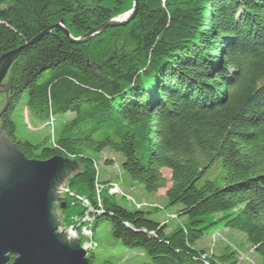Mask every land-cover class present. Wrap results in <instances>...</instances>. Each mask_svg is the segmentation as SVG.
<instances>
[{
	"label": "trees",
	"instance_id": "16d2710c",
	"mask_svg": "<svg viewBox=\"0 0 264 264\" xmlns=\"http://www.w3.org/2000/svg\"><path fill=\"white\" fill-rule=\"evenodd\" d=\"M131 7L132 0H0V56L23 46L8 72L2 132L26 158L74 159L81 169L66 186L93 204L94 155L104 149L121 154L120 169L143 191L165 188V207L181 220L174 226L100 190L93 229L105 221L142 255L101 264H218L197 242L221 228L243 233L264 264V0H137L129 23L83 43L56 28L75 39ZM21 101L32 127L60 119L51 145L17 138ZM63 200L66 225L84 208Z\"/></svg>",
	"mask_w": 264,
	"mask_h": 264
},
{
	"label": "water",
	"instance_id": "95a60500",
	"mask_svg": "<svg viewBox=\"0 0 264 264\" xmlns=\"http://www.w3.org/2000/svg\"><path fill=\"white\" fill-rule=\"evenodd\" d=\"M137 11V0L123 15L112 18L70 42L81 43L108 27L124 26ZM47 31L37 35V41ZM20 46L0 56V93L5 94L0 119L8 106V72ZM7 77L6 84H2ZM81 166L69 157L26 158L0 128V264H88L77 234L64 228L60 209L65 207L66 180ZM12 260L10 261V258Z\"/></svg>",
	"mask_w": 264,
	"mask_h": 264
},
{
	"label": "rangeland",
	"instance_id": "374dc122",
	"mask_svg": "<svg viewBox=\"0 0 264 264\" xmlns=\"http://www.w3.org/2000/svg\"><path fill=\"white\" fill-rule=\"evenodd\" d=\"M60 25L65 28L63 24ZM83 36H78L75 39H80ZM6 82L7 77H5L2 84L4 85ZM4 99L5 94L2 92L0 93V108ZM30 116L32 115L27 112L22 113V101L19 102L13 113L17 138L31 143L41 142L46 146L51 145L56 125L60 123V119L52 118L46 124L45 122L37 121L36 127H32L30 122L32 117ZM64 119L66 118H62V120ZM122 159L121 154L112 152L109 149H104L100 154L94 155V164L98 174L95 186L96 204H93L85 197L73 193L67 186L63 190V197L67 195L77 199L84 208V212L82 215L69 216V220L67 219L68 223L62 226L77 234L80 239V246L86 251V256L92 252L94 256L93 264H101L104 260L115 257L119 258V261L137 263L141 261L140 256H142L139 250L125 247L114 238L108 223L105 221L97 223L93 229L95 217L101 214L99 193L103 188H106L109 195L116 196L128 208L133 206L136 209L151 210L153 213L147 216L161 224L169 223L170 226H174L181 221L174 215L176 212L175 208L165 207V188L157 189L155 193L143 191L138 183L131 181L120 169ZM108 160H110L111 164L107 163ZM162 174L166 179L170 176L169 171L166 169L162 170ZM243 235V233L233 229H215L212 233L202 237L197 242V247L204 250L206 255L216 260L218 264H259V256L254 253Z\"/></svg>",
	"mask_w": 264,
	"mask_h": 264
}]
</instances>
